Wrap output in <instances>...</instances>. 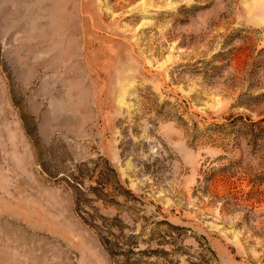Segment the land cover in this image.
<instances>
[{"label": "rangeland", "instance_id": "obj_1", "mask_svg": "<svg viewBox=\"0 0 264 264\" xmlns=\"http://www.w3.org/2000/svg\"><path fill=\"white\" fill-rule=\"evenodd\" d=\"M0 264H264V0H0Z\"/></svg>", "mask_w": 264, "mask_h": 264}]
</instances>
